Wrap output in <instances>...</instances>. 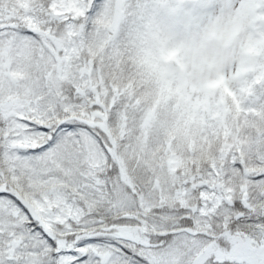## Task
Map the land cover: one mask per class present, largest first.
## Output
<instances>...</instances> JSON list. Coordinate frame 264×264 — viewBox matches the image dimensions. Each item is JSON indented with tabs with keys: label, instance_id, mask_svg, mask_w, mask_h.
<instances>
[{
	"label": "snow or ice",
	"instance_id": "obj_1",
	"mask_svg": "<svg viewBox=\"0 0 264 264\" xmlns=\"http://www.w3.org/2000/svg\"><path fill=\"white\" fill-rule=\"evenodd\" d=\"M0 264H264V0H0Z\"/></svg>",
	"mask_w": 264,
	"mask_h": 264
}]
</instances>
